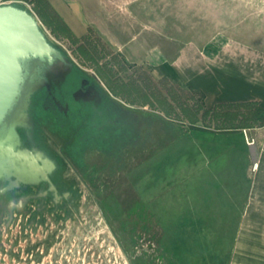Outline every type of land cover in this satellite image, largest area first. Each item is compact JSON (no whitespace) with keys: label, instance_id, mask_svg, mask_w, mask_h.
<instances>
[{"label":"rangeland","instance_id":"1","mask_svg":"<svg viewBox=\"0 0 264 264\" xmlns=\"http://www.w3.org/2000/svg\"><path fill=\"white\" fill-rule=\"evenodd\" d=\"M100 1L104 20L84 39L42 27L114 96L161 119L165 138L134 164L125 184L104 194L126 254L88 202L81 209L88 228L76 239L90 254H60L57 264H229L244 201V140L228 130L262 127L264 115L254 105L206 109L199 93L152 67L150 56L163 53L172 64L187 48L207 55L244 49L247 61L264 62V0ZM113 196L127 204H114Z\"/></svg>","mask_w":264,"mask_h":264},{"label":"flooded vegetation","instance_id":"2","mask_svg":"<svg viewBox=\"0 0 264 264\" xmlns=\"http://www.w3.org/2000/svg\"><path fill=\"white\" fill-rule=\"evenodd\" d=\"M64 53L65 62L46 67L48 85L33 96L31 121L19 130L22 147L39 155L43 177L18 186L0 181V264H57L60 254H90L77 240L88 228L81 219L88 202L126 254L103 208L104 194L125 184L134 164L165 138L161 119L121 101ZM127 200L111 201L124 207ZM139 220L146 235L145 219Z\"/></svg>","mask_w":264,"mask_h":264},{"label":"crops","instance_id":"3","mask_svg":"<svg viewBox=\"0 0 264 264\" xmlns=\"http://www.w3.org/2000/svg\"><path fill=\"white\" fill-rule=\"evenodd\" d=\"M14 1L26 4L51 32L56 34V29L61 27L76 39L88 37L99 20H104V7L99 0H9L5 3ZM222 50L207 55L199 49L187 48L172 64L162 57L163 53L155 61L150 56V64L159 66L160 72L170 71L181 85L199 93L208 110L254 105L264 115V62L247 61L244 49L231 53ZM228 131L231 136H243L244 140V187L239 192L244 201L236 208L240 213L229 249V264H264V124ZM252 131L253 136H249L247 132ZM251 139L255 146L248 145Z\"/></svg>","mask_w":264,"mask_h":264},{"label":"water","instance_id":"4","mask_svg":"<svg viewBox=\"0 0 264 264\" xmlns=\"http://www.w3.org/2000/svg\"><path fill=\"white\" fill-rule=\"evenodd\" d=\"M66 59L26 4H0L1 182L18 186L42 176L39 155L22 147L19 130L31 121L33 96L48 85L46 67Z\"/></svg>","mask_w":264,"mask_h":264},{"label":"built area","instance_id":"5","mask_svg":"<svg viewBox=\"0 0 264 264\" xmlns=\"http://www.w3.org/2000/svg\"><path fill=\"white\" fill-rule=\"evenodd\" d=\"M5 2H6V0H0V4L5 3ZM248 145H254V141L253 140H250L248 142Z\"/></svg>","mask_w":264,"mask_h":264},{"label":"bare ground","instance_id":"6","mask_svg":"<svg viewBox=\"0 0 264 264\" xmlns=\"http://www.w3.org/2000/svg\"><path fill=\"white\" fill-rule=\"evenodd\" d=\"M55 65V64H54ZM49 68V67H48Z\"/></svg>","mask_w":264,"mask_h":264}]
</instances>
